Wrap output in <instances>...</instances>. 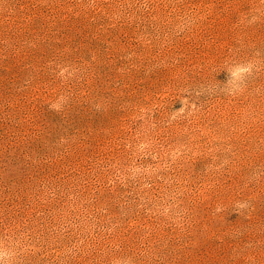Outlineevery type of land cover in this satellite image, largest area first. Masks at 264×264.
I'll return each instance as SVG.
<instances>
[{
    "label": "rangeland",
    "instance_id": "374dc122",
    "mask_svg": "<svg viewBox=\"0 0 264 264\" xmlns=\"http://www.w3.org/2000/svg\"><path fill=\"white\" fill-rule=\"evenodd\" d=\"M0 264H264V0H0Z\"/></svg>",
    "mask_w": 264,
    "mask_h": 264
}]
</instances>
